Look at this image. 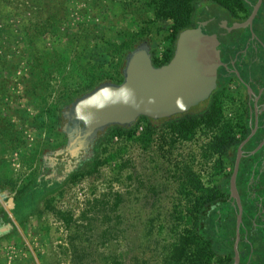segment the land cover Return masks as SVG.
<instances>
[{
    "label": "rangeland",
    "instance_id": "rangeland-1",
    "mask_svg": "<svg viewBox=\"0 0 264 264\" xmlns=\"http://www.w3.org/2000/svg\"><path fill=\"white\" fill-rule=\"evenodd\" d=\"M171 24L152 0H0V264H174L173 242L196 230L175 208L191 214L177 193L180 151L158 148L178 118L111 126L76 172L29 191L44 153L66 141L59 93L123 41L164 53ZM147 127L155 140L143 149L134 139Z\"/></svg>",
    "mask_w": 264,
    "mask_h": 264
},
{
    "label": "flooded vegetation",
    "instance_id": "flooded-vegetation-1",
    "mask_svg": "<svg viewBox=\"0 0 264 264\" xmlns=\"http://www.w3.org/2000/svg\"><path fill=\"white\" fill-rule=\"evenodd\" d=\"M201 3L206 10L197 22L207 21L204 31L217 36L223 64L210 98L175 115L178 121L189 116L194 124L191 139L180 141L178 172L184 174L182 161L186 157H182V148L187 142L192 171L217 195L208 208L214 234L210 240L218 238L217 230L225 234L222 244L226 245L217 261L234 264L239 209L231 198L230 182L239 157L236 185L243 205L239 264H264V0ZM64 136L62 146L42 156L38 180L47 187L67 179L69 173L90 159L98 138L87 151L74 156L58 152L66 145L67 135Z\"/></svg>",
    "mask_w": 264,
    "mask_h": 264
},
{
    "label": "water",
    "instance_id": "water-1",
    "mask_svg": "<svg viewBox=\"0 0 264 264\" xmlns=\"http://www.w3.org/2000/svg\"><path fill=\"white\" fill-rule=\"evenodd\" d=\"M206 24L199 22L181 31L173 57L160 66L153 62L149 42L142 41L126 56L122 82H103L66 105L62 115L67 142L58 152L78 155L113 125L131 127L141 117L170 118L208 100L217 88L218 69L223 63L220 41L215 34L204 31ZM238 166L239 157L230 182L231 198L239 209L234 264L240 262L239 227L243 216L236 185ZM9 202L12 205L13 199Z\"/></svg>",
    "mask_w": 264,
    "mask_h": 264
},
{
    "label": "trees",
    "instance_id": "trees-1",
    "mask_svg": "<svg viewBox=\"0 0 264 264\" xmlns=\"http://www.w3.org/2000/svg\"><path fill=\"white\" fill-rule=\"evenodd\" d=\"M154 5L155 19L157 21L161 20H171L172 24L170 26V33L167 37L170 42V47L165 50L162 55V58L157 57V50L151 51L153 62L155 65L160 66L168 63L173 57L176 40L181 31L196 27L198 22L197 19L199 15L206 10V5L201 3L204 0H152ZM206 1V0H205ZM202 4V9L199 8V4ZM139 36H142V33H138ZM139 41V40H138ZM145 41V40H142ZM141 41V42H142ZM132 42L123 41L120 45H113L112 51L106 53L107 58L102 59L101 63H92L90 65L84 64V71H88V74L84 75L85 85L82 89L73 91L71 95H68L66 98L63 97V100L57 103V110H61V116L63 119V109L64 106L68 105L72 101L76 100L78 97L92 91L94 88L99 86L103 82H115L120 83L123 81V70L126 64V56L138 44ZM113 53V58L109 59V54ZM118 58V62L114 63V60ZM114 73H111L113 72ZM187 116V115H186ZM178 116H173L170 118H165L172 120ZM142 118V117H141ZM148 118V117H145ZM151 119V118H148ZM152 121H158L151 119ZM160 120V119H159ZM118 128H123L130 130L131 127H123L118 125H113ZM194 129L193 122L187 117H184L181 121H176L172 123L169 127L171 140L168 142L165 136H161V141H158V148H163L168 143L171 147H177V142L180 140H190L192 137ZM103 133H100L95 146L97 145L100 137ZM154 130L151 127H147L139 135L135 136L134 141L143 149H149L153 145ZM185 162H182L184 166L182 167L184 174H179V163L177 164L176 179L179 184L177 190L180 197H185L186 211H188L190 216H184L181 212L185 210L180 209V203L175 208L179 211V218L181 220L187 217L188 221L191 222L192 226L196 229L193 231L191 228L188 234H184L180 237L178 241L173 242L171 248V259L174 261V264H212L213 257L216 254L221 253L226 245L222 244L223 236L220 230H217L215 242H212L210 239L213 234V225L210 224V218L208 216V208L215 201L217 195L213 190L208 189L204 186V183L201 179L197 178L192 171L190 161L185 159ZM190 160V159H189ZM187 162V163H186ZM79 169V168H78ZM77 169V170H78ZM75 170V172L77 171ZM33 187L29 189L30 197L36 199L39 195L41 196L44 192L50 188L47 187L46 183H42L37 178L34 177ZM28 192V191H27ZM213 234V235H212ZM229 245V242H228ZM231 246V244H230Z\"/></svg>",
    "mask_w": 264,
    "mask_h": 264
},
{
    "label": "built area",
    "instance_id": "built-area-1",
    "mask_svg": "<svg viewBox=\"0 0 264 264\" xmlns=\"http://www.w3.org/2000/svg\"><path fill=\"white\" fill-rule=\"evenodd\" d=\"M158 52H157V57H159V58H162V55H163V51H159V49L157 50ZM116 62H118V58H116L115 60H114V63L116 64ZM111 73H114V71L113 72H111ZM55 76H50L49 78H48V81L50 82V83H52L53 82V80H55V78H54ZM57 79V78H56ZM82 78H78L77 80H80V81H77L71 88H69L68 90H66V91H64L63 93H59V99L60 100H58L57 102H54V103H58V102H60L61 100H63V97H67L68 95H71L72 93H73V91H76V90H80V89H82L83 87H84V85H85V83L81 80ZM56 96V95H55ZM52 101H53V99H52ZM180 141H184V140H180V138H179V140H178V142H177V149H180ZM188 145V143L186 142V143H184L183 144V148L184 147H186ZM180 151V150H179ZM185 158V157H184ZM187 158V157H186ZM180 159V158H179ZM181 161V160H180Z\"/></svg>",
    "mask_w": 264,
    "mask_h": 264
}]
</instances>
